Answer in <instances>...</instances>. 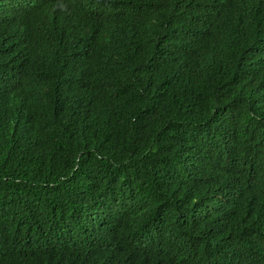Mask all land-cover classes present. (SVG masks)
I'll list each match as a JSON object with an SVG mask.
<instances>
[{
    "label": "trees",
    "instance_id": "obj_1",
    "mask_svg": "<svg viewBox=\"0 0 264 264\" xmlns=\"http://www.w3.org/2000/svg\"><path fill=\"white\" fill-rule=\"evenodd\" d=\"M0 264H264V0H0Z\"/></svg>",
    "mask_w": 264,
    "mask_h": 264
}]
</instances>
